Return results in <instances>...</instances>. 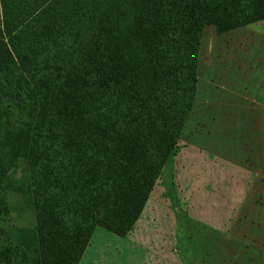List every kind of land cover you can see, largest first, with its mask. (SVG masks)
I'll list each match as a JSON object with an SVG mask.
<instances>
[{"label": "trees", "instance_id": "16d2710c", "mask_svg": "<svg viewBox=\"0 0 264 264\" xmlns=\"http://www.w3.org/2000/svg\"><path fill=\"white\" fill-rule=\"evenodd\" d=\"M262 19L264 0H0V264H79L97 227L127 236L192 109L205 26ZM9 190L34 209L21 234Z\"/></svg>", "mask_w": 264, "mask_h": 264}, {"label": "rangeland", "instance_id": "374dc122", "mask_svg": "<svg viewBox=\"0 0 264 264\" xmlns=\"http://www.w3.org/2000/svg\"><path fill=\"white\" fill-rule=\"evenodd\" d=\"M5 194V224L34 228L32 204ZM79 264H264V19L205 26L192 109L138 222L97 227Z\"/></svg>", "mask_w": 264, "mask_h": 264}]
</instances>
